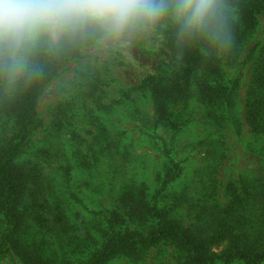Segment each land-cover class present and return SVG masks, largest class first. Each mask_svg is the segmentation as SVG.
<instances>
[{"label":"rangeland","instance_id":"1","mask_svg":"<svg viewBox=\"0 0 264 264\" xmlns=\"http://www.w3.org/2000/svg\"><path fill=\"white\" fill-rule=\"evenodd\" d=\"M257 19L212 101L196 96L175 106L170 120L158 116L169 106L162 112L149 90H137L173 63L170 34L138 43L135 66L92 45L65 60L40 57L49 68L14 161L29 169L31 182L16 212L0 198V264H90L115 235L148 236L165 219L211 240L218 235L210 245L216 254L232 249L238 236L241 246L264 250V132L246 120L264 107L250 108L264 96L255 83L264 15ZM8 109L0 95V152L17 129ZM17 212L18 220L9 218ZM106 264L186 261L174 240L163 239L129 247Z\"/></svg>","mask_w":264,"mask_h":264},{"label":"clouds","instance_id":"2","mask_svg":"<svg viewBox=\"0 0 264 264\" xmlns=\"http://www.w3.org/2000/svg\"><path fill=\"white\" fill-rule=\"evenodd\" d=\"M233 0H0V95L12 97L42 73V56L88 45L134 66L138 43L170 34L177 49L208 58L234 43Z\"/></svg>","mask_w":264,"mask_h":264},{"label":"trees","instance_id":"3","mask_svg":"<svg viewBox=\"0 0 264 264\" xmlns=\"http://www.w3.org/2000/svg\"><path fill=\"white\" fill-rule=\"evenodd\" d=\"M235 4L236 20L234 24V43L228 55L222 58H208L198 48L180 50L173 43L170 35L168 46L172 52L173 63H164L158 76H149L137 87V90H149L152 94L154 104L162 105L163 110L169 109L163 117L159 113V121L169 117L177 105L189 106L191 99L196 96L209 98L212 101L214 90L222 82V74L231 69L237 62L241 46L246 32L257 24V17L264 15V0H233ZM79 48V47H77ZM77 48L65 51L58 59L65 60L72 56ZM41 62V61H40ZM41 75L18 92L17 96L7 99L9 111L16 119L17 129L8 146L0 152V198L4 207L15 210L16 204L23 196L24 190L31 182L29 169L25 166L17 167L15 159L20 155L24 142L29 134L30 126L35 119V105L39 97V87L45 79L49 65L42 64ZM255 83L257 87L264 88V53L261 62L255 70ZM164 105V106H163ZM264 106V96L254 101L250 108H261ZM248 112L246 120L252 130L257 133L264 132V107L262 112L255 109ZM264 134V133H263ZM10 215V219L18 220L22 213ZM225 223V220H223ZM155 233L144 236L134 235L131 231L117 234L111 240V245L94 255L90 264H106L111 258L121 254L125 249L134 246H151L163 239L174 240L185 254L186 264H216L218 262L230 263L241 260L246 264H262L264 262V250L254 252L247 247L241 246L242 239H235V246L224 254H216L210 248L212 241L204 237L202 231L195 232L187 225H181L177 221L165 219L155 228Z\"/></svg>","mask_w":264,"mask_h":264}]
</instances>
